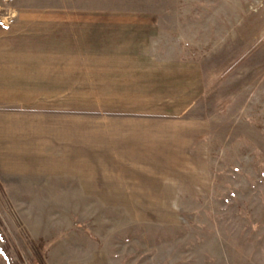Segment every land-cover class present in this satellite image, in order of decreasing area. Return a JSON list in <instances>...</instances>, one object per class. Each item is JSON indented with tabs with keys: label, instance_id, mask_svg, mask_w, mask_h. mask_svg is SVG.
<instances>
[{
	"label": "rangeland",
	"instance_id": "1",
	"mask_svg": "<svg viewBox=\"0 0 264 264\" xmlns=\"http://www.w3.org/2000/svg\"><path fill=\"white\" fill-rule=\"evenodd\" d=\"M14 6L69 7L77 53L170 81L154 117L93 119L71 158L0 119V264H264V0Z\"/></svg>",
	"mask_w": 264,
	"mask_h": 264
},
{
	"label": "crops",
	"instance_id": "2",
	"mask_svg": "<svg viewBox=\"0 0 264 264\" xmlns=\"http://www.w3.org/2000/svg\"><path fill=\"white\" fill-rule=\"evenodd\" d=\"M20 1L0 4V119L23 127L21 142L53 153L39 157L71 158L77 136L90 142L85 132L90 137L93 119L115 129L132 125L141 113L155 116V96L164 101L170 76L153 59L77 53L73 10L13 7ZM55 26L64 33L53 35Z\"/></svg>",
	"mask_w": 264,
	"mask_h": 264
}]
</instances>
